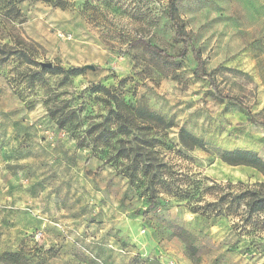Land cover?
<instances>
[{"label":"clouds","instance_id":"clouds-1","mask_svg":"<svg viewBox=\"0 0 264 264\" xmlns=\"http://www.w3.org/2000/svg\"><path fill=\"white\" fill-rule=\"evenodd\" d=\"M0 264H264V0H0Z\"/></svg>","mask_w":264,"mask_h":264}]
</instances>
